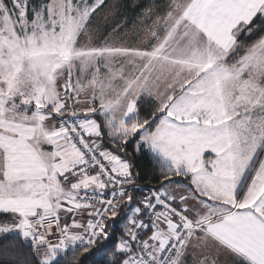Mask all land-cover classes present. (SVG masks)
Here are the masks:
<instances>
[{
  "label": "snow or ice",
  "instance_id": "1",
  "mask_svg": "<svg viewBox=\"0 0 264 264\" xmlns=\"http://www.w3.org/2000/svg\"><path fill=\"white\" fill-rule=\"evenodd\" d=\"M104 7L0 0L2 264H264V0Z\"/></svg>",
  "mask_w": 264,
  "mask_h": 264
},
{
  "label": "rangeland",
  "instance_id": "2",
  "mask_svg": "<svg viewBox=\"0 0 264 264\" xmlns=\"http://www.w3.org/2000/svg\"><path fill=\"white\" fill-rule=\"evenodd\" d=\"M138 0L135 2L137 3ZM120 0H106V7L100 12L93 22V28L98 31V41L103 38L114 35L113 29L121 31V35H127L129 39L133 38V33L137 27L138 15L132 17L120 16ZM3 219L0 218V221Z\"/></svg>",
  "mask_w": 264,
  "mask_h": 264
},
{
  "label": "trees",
  "instance_id": "3",
  "mask_svg": "<svg viewBox=\"0 0 264 264\" xmlns=\"http://www.w3.org/2000/svg\"><path fill=\"white\" fill-rule=\"evenodd\" d=\"M136 1L137 0H120L119 17H132L134 15H137L139 13V10L134 9L133 7ZM129 153L136 158L135 162L138 164L137 170L141 172V185L147 187H159L158 182L149 183L150 180H152L155 176L159 174L156 165H154L148 157H140L137 154L133 153L131 148H129ZM5 259H8V257L0 255V264H2L3 260ZM81 259H83V257H81Z\"/></svg>",
  "mask_w": 264,
  "mask_h": 264
},
{
  "label": "built area",
  "instance_id": "4",
  "mask_svg": "<svg viewBox=\"0 0 264 264\" xmlns=\"http://www.w3.org/2000/svg\"><path fill=\"white\" fill-rule=\"evenodd\" d=\"M143 186V185H142ZM143 187H145V188H152V187H147V186H143Z\"/></svg>",
  "mask_w": 264,
  "mask_h": 264
}]
</instances>
